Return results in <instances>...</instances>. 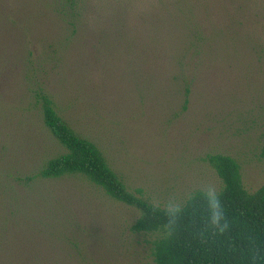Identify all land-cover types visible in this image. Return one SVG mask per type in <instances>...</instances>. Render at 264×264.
Masks as SVG:
<instances>
[{"label": "rangeland", "instance_id": "1", "mask_svg": "<svg viewBox=\"0 0 264 264\" xmlns=\"http://www.w3.org/2000/svg\"><path fill=\"white\" fill-rule=\"evenodd\" d=\"M46 1L0 0V182L8 191L0 193V214L5 198L12 208L24 204L40 225L65 223L51 234L38 224L26 230L41 264H154L156 235L130 229L139 211L83 176L36 178L29 186L17 181L64 152L28 90V50L39 57L45 38L66 34L45 12ZM100 1L89 15H106L100 27L91 21L87 38L69 41L58 63L46 59L40 73L58 112L98 146L128 189L163 207L182 204L196 190L220 189L212 154L234 158L244 187L258 189L264 183V0H191L196 46L186 47L182 66L176 55L170 58L171 42L184 32L193 36L169 2ZM114 25L124 27V36ZM99 30L107 34L105 51L93 35Z\"/></svg>", "mask_w": 264, "mask_h": 264}, {"label": "trees", "instance_id": "2", "mask_svg": "<svg viewBox=\"0 0 264 264\" xmlns=\"http://www.w3.org/2000/svg\"><path fill=\"white\" fill-rule=\"evenodd\" d=\"M47 1L44 5L45 12L51 14L66 34L55 41L45 38L44 43L39 46V57L28 50V90L35 108L39 110L44 127L64 147V152L46 160L35 175L18 177L17 181L29 186L36 178L83 176L101 188L111 199L139 211V216L130 229L136 233L156 235L152 241L154 264H264V183L255 191H248L243 185L240 165L234 158L223 154L208 156L209 164L222 181L216 193L196 190L182 204L163 207L145 197L140 189H128L121 177L110 167L98 146L77 132L58 112L48 85L40 74L45 73L44 63L48 59L58 63L69 41L85 40L88 24L95 21L100 27V18L106 15L102 13L100 18L89 19L91 13H96V3L100 0ZM168 2L172 10L174 6V13L180 14L176 16L184 22V30L192 33L197 22L193 18L194 8L191 0H166L164 4L168 6ZM256 16L252 11L250 19L257 23ZM110 20L117 22L121 27L125 23L113 18ZM121 27L113 26L118 30V34L124 36V27L123 30ZM250 30L254 31L253 22ZM196 33H192V41L184 32L183 37L178 36L179 40H183L171 42L170 54L174 55L170 58L176 55V62L180 64L181 59L185 57L183 53L186 47L196 46ZM96 34L97 41L105 51L108 44L107 34L104 35L103 30L93 33ZM259 34L262 35V28H259ZM259 34L250 32V36L260 38ZM200 37L202 38V34ZM173 43L177 46L173 47ZM42 58L44 62H40ZM188 95L189 88L185 87L183 108L188 102ZM260 158L264 160V132ZM5 187L6 185L0 182V193L8 192ZM2 200L8 207L3 206V214H0V264H41L39 261L43 258L40 257L39 248L33 244L31 234L26 230L31 224H38L39 232L43 226L42 233L51 234L52 232L47 231H55L60 226L64 228L65 223L56 221L49 224L44 219L45 224L40 225L39 219L37 218L36 222L35 218L29 215L33 212L24 204L19 206L18 203L12 208L9 200Z\"/></svg>", "mask_w": 264, "mask_h": 264}]
</instances>
